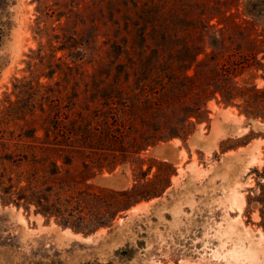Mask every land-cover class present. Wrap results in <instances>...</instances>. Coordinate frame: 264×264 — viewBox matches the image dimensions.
I'll return each instance as SVG.
<instances>
[{
    "label": "trees",
    "instance_id": "trees-1",
    "mask_svg": "<svg viewBox=\"0 0 264 264\" xmlns=\"http://www.w3.org/2000/svg\"><path fill=\"white\" fill-rule=\"evenodd\" d=\"M155 2L119 0L118 16L92 19L94 32L84 42L75 27L61 28L54 35L58 45L49 42L32 51L29 76L15 78V100L7 98L0 108L2 205L25 210L34 205L35 213L59 218L62 226L76 231L108 226L119 213L160 196L169 183L158 169L155 185L114 190L90 183L95 171L134 161L142 167L147 149L190 135L207 117L208 101L217 96L225 106L241 99L243 113L264 120V87L236 79L264 67V28L246 18L261 12H239L241 0H206L213 7L229 5L225 12L234 6L238 14L252 15L222 16L212 23L218 14L199 11V0L184 4L179 15L163 7L165 16H150ZM137 43L158 54H180V64L161 62L159 67L155 61L133 77L115 66L88 79L83 68L87 58L102 59L98 52ZM207 43L212 50L198 59ZM59 51L64 53L57 55ZM152 165L164 166L167 180L175 174L171 164L155 159L140 173L146 176ZM104 196L111 201L105 203Z\"/></svg>",
    "mask_w": 264,
    "mask_h": 264
},
{
    "label": "rangeland",
    "instance_id": "rangeland-1",
    "mask_svg": "<svg viewBox=\"0 0 264 264\" xmlns=\"http://www.w3.org/2000/svg\"><path fill=\"white\" fill-rule=\"evenodd\" d=\"M155 1L150 16H165L160 14L163 7L179 15V8L192 0ZM241 1L239 12L259 10L261 15L246 18L264 28V1ZM118 3L119 0H0V108L7 98L15 100V78L29 76L27 62L32 51L49 42L58 45L54 35L61 34V28L75 27L84 42L94 32L90 21L118 16ZM198 6L208 16L218 14L212 23L222 16H252L238 14L234 6L225 12L229 5L213 7L206 0H199ZM134 12L128 10L137 16ZM101 30L105 34V28ZM132 36L138 40L135 34ZM140 46L137 43L121 50L98 52L102 59L95 61L87 58L83 68L88 79L96 80L110 68L115 70V66L124 67L133 77L139 68L155 61L159 67L161 62L174 66L179 63L180 54H158ZM211 50L207 43L198 59H204ZM188 73H194V66ZM236 79L240 84L262 88L264 67L246 70ZM241 103L240 99L225 106L219 96L212 98L207 103V117L196 124L190 135L150 147L142 155V167L140 161H134L111 171H95L89 182L114 190L134 184L155 185L158 169V176L169 183L160 196L119 213L108 226L76 231L71 225L62 226L59 218L35 213L34 205L25 210L23 206L0 203V264H247L227 254L237 235L226 228L234 223L237 233L248 231L264 236V120L247 116L238 106ZM154 159L171 164L175 174L167 180L163 172L166 168L157 165H152L146 176L140 173ZM232 194L241 200L239 205L230 202ZM103 200L111 201L108 196Z\"/></svg>",
    "mask_w": 264,
    "mask_h": 264
},
{
    "label": "bare ground",
    "instance_id": "bare-ground-1",
    "mask_svg": "<svg viewBox=\"0 0 264 264\" xmlns=\"http://www.w3.org/2000/svg\"><path fill=\"white\" fill-rule=\"evenodd\" d=\"M229 199L233 204L239 205L241 203V200L235 194H232ZM233 224H228L226 228L227 232L229 231V233H235L237 235V241L234 243V246L226 250L229 257L232 260L242 261L247 264H262L264 262V236L260 234L251 235L247 233V230L246 233L244 232L245 234L237 233Z\"/></svg>",
    "mask_w": 264,
    "mask_h": 264
}]
</instances>
